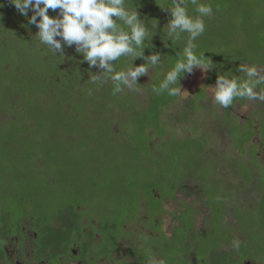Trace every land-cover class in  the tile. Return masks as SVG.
Instances as JSON below:
<instances>
[{
  "label": "rangeland",
  "instance_id": "obj_1",
  "mask_svg": "<svg viewBox=\"0 0 264 264\" xmlns=\"http://www.w3.org/2000/svg\"><path fill=\"white\" fill-rule=\"evenodd\" d=\"M150 1L156 4V14L160 17L154 13L151 14L155 17L157 26L164 21V18L170 19V13L166 9H161L157 4L162 0ZM53 11V16L59 15L58 10ZM188 12L189 15H193L191 4H189ZM152 22L154 20L149 22L150 25ZM204 22L206 26L209 21L204 18ZM205 32L207 33L206 30ZM163 35L153 39L156 41L155 43L170 41H162L165 39ZM182 35H186V33ZM202 37L205 39L207 34ZM155 43L152 51L159 50ZM20 44L24 43L20 41ZM35 45L34 43L33 46L35 47ZM183 45L182 39L172 42L174 49H180L184 47ZM65 49H69L71 54L76 52L74 46H64L63 50ZM51 54L48 51L46 58ZM149 54L151 53L145 55ZM68 58H64L67 64H69ZM255 66L263 72L259 64H255ZM163 68L157 70L159 71L158 77L161 76ZM153 69L149 70V76L142 75L138 78L142 83L139 87L127 88L133 92V101L139 106H145L151 95L149 86L157 74ZM98 71L95 69L94 74ZM209 73L208 71L206 74H202L196 68L192 74L182 75L179 84L182 91L175 97L173 103L166 106L160 117L165 135L159 137L155 130L149 128L148 149L151 153L143 154L142 152V157H131L135 156L137 150L130 149L129 144H111L109 146V144L102 143L104 140L97 134L92 135L91 138L84 137L81 128L75 121L72 124L68 121L70 120L69 114H65L61 118L52 117L54 127L64 128L71 125V128L61 135L45 133V141L40 145L41 155L34 158L35 164L32 160L29 161L32 156V142L22 137L23 143H16L20 137L14 136H12L13 145L1 142L0 154L4 155L9 152L5 157L0 155V163L6 162L0 168V212L5 211L11 217L6 222H10V219L16 221L21 218L19 220L22 226L21 231L28 234L27 236H31L30 232L34 226L30 227L28 219L23 218L30 211V206L37 205L41 208L39 214L46 219H51L50 225L55 224L60 220V217L66 216V219L70 220L71 226H76L72 228L73 232L78 231L82 226L92 235L98 229L107 230V235L104 233L102 241L97 243L86 242L85 238L80 239L85 236L84 234L80 237L77 235L78 242H83L81 244L84 245L81 251L84 253L86 251L89 253L100 252L102 257L96 260V264L102 262H107L104 264H136L137 252L130 249L136 248L137 244L141 248L148 245L153 246L152 239L147 235L151 236L155 232V230L145 228L147 224L142 214H148L149 223L150 214H155L153 208L163 206L162 208L167 213L162 210L160 216L156 215L154 220L156 224H159L161 231H165L167 235H171L177 221L180 222L181 219L183 220L181 226L184 229L192 227L195 222V226L200 228L199 230L211 227V232L219 230L230 236L229 243L225 242L226 246L240 239L242 242L238 243V247H235L239 259H242L245 254L256 252L257 254L251 255L250 259L253 258L255 264H264V146L262 149L261 145L256 147L259 144H257V136L255 138L253 134L254 138L242 146L234 147L235 139L242 134V131L238 129L239 126L242 125L243 133H248V135L250 130L258 128L259 119L251 118L252 114L249 112L252 109L260 110L261 102L245 100L242 104H239V101L234 103L232 109L239 119L237 122L232 121V126H230L231 119L225 118L223 108L213 99L212 85L216 80L211 85L205 86L204 91L201 90L200 94L198 93V88L203 87ZM195 95L201 97L198 101L200 108L190 118L184 114H189L191 111L188 107L191 98ZM69 107L67 105V108ZM124 115V112L116 111L111 122L112 130L117 133L116 137L121 141H125L126 137L130 135L118 123V118ZM1 116L5 117L3 114H0ZM99 117L101 120L105 119L104 116ZM96 119H98L97 113L91 109L89 122L85 121V126L91 127L94 123L92 120ZM11 127L12 124L2 127L1 130L7 132ZM189 128L191 133H189ZM25 130H32V128L25 125ZM212 131H214L213 135L210 134ZM54 132H57L56 129ZM190 135H192L191 141L212 139L213 143L208 142V146L204 148V154L199 157L191 151L188 155L183 151L176 155V149L178 151L180 146H176V149L171 148V140ZM240 140L245 141L246 136L242 135ZM180 141L182 142V140ZM181 142L178 143L183 146ZM206 154L209 155L205 157ZM146 155L147 157H145ZM208 164L212 165L211 169L202 168ZM10 178H12L13 185L8 186ZM199 182L202 184L200 185ZM151 192L156 193V197L152 196ZM253 200H256V203ZM23 205L24 209H22ZM74 207L79 208L74 210ZM208 210L210 211L209 215L207 214ZM139 211L141 215H139ZM170 212L178 214L175 217L177 221L170 215ZM136 214L138 217L134 221H126L124 224L126 232L123 237H119V252L114 251L113 239L118 231L113 229L112 223L125 221L128 217H136ZM188 217L192 222L190 225L186 222ZM237 221H242L245 225L248 223L244 231L237 230ZM190 230L193 231V228H189L188 232ZM14 237L20 238L19 232H16ZM189 237L191 238L187 243L188 249L204 242L200 234ZM98 238L97 236L96 240ZM90 240L92 239L90 238ZM106 243L109 248L105 246ZM78 246L79 244L71 246V249L74 250L73 254H77ZM32 248L33 245L29 244L25 250V260L32 258ZM222 250L232 251L225 246ZM109 251L117 262L109 261L111 256L105 258ZM214 252L213 260L219 255L217 250ZM195 255L200 258L203 256L197 250ZM233 257L237 256L233 255ZM16 259L22 263L23 258L17 257ZM51 259L53 260L54 256ZM152 259L153 263L159 260L156 255H153ZM190 259L193 260V258ZM62 260L57 264L83 263L81 259L63 258ZM180 261L186 264L185 257ZM193 262L199 264L198 258L195 257Z\"/></svg>",
  "mask_w": 264,
  "mask_h": 264
},
{
  "label": "trees",
  "instance_id": "obj_2",
  "mask_svg": "<svg viewBox=\"0 0 264 264\" xmlns=\"http://www.w3.org/2000/svg\"><path fill=\"white\" fill-rule=\"evenodd\" d=\"M200 2L210 3L213 8V15L205 17L209 21L206 24L207 28L205 27L207 33L204 32L197 38V47L195 51L198 56L203 53L205 55L203 58L206 61L210 59L214 66L212 70L209 71L210 73L206 77V82L203 84V87L198 88V93L200 94L201 90L204 91L205 86L214 83L217 74H225L228 78L246 79L245 74L237 70L239 64H259L264 72V0H200ZM127 3L136 7L140 18H144L143 20L146 26H150L149 22L153 21L155 18L151 14L154 13L158 16L156 14V4L152 3L150 0H127ZM53 12V9H49L48 15L53 16ZM31 14V11H29L28 15L30 16ZM192 14L193 16L197 15L193 5ZM168 20L169 18H164V21L160 25L163 27L164 24H167ZM160 25L157 26L155 34L149 41L152 46L156 42L154 41L156 37H161L160 35L163 34ZM37 31L38 29L36 26L30 24L28 17L22 16L15 9L14 5L10 3V0H0V114L5 115V117H0V143L3 142V144L6 145H13L14 141H12V136L20 137L16 143H23V138L32 142V156L29 158V161L32 160L35 164L34 158L41 155L39 151L42 150L40 149V145L45 141L44 134L52 133L61 135L68 132L69 128H71V125L64 128L54 127V119H52V117L61 118L63 115L69 114L70 120L68 121H70V124L75 121L77 126L81 128L84 137L91 138L92 135L97 134L99 138L104 140L102 143L109 144V146L111 144H129L130 149L133 150V148H135V150H137L135 156L132 155L131 157H142V152L143 154L147 152L151 153L148 149V129L152 128L155 130L159 137L165 135L164 128L160 123V117L166 106L171 102L173 103L176 97L169 96L167 92L157 95L153 93L151 89L153 86H158L166 70L174 66L178 59L177 54L182 52L183 47L174 49L172 46L173 41L170 40L167 42L159 43L158 41V43H155L159 49L157 51H152V47L144 48L143 51L145 54L154 51L159 52L164 68L161 69L163 72L159 77V71H157L159 68L153 69L157 74L154 76L149 86L151 95L145 103V106H139V104H135L133 101V92L129 91L127 88L122 92L114 93L111 81L93 83L92 77L96 68L89 67L87 62L83 60L82 54L77 52L71 54L69 49H65L62 53H52L53 55L51 54L50 57L46 58L48 55L47 46L41 45L37 40L35 36ZM204 34H207L205 39L202 37ZM186 38L187 34L182 35L183 46H185ZM20 41L24 44H20ZM34 43L36 44L35 47L33 46ZM67 57H69V64L65 63L66 60H64V58ZM132 63L133 66H135L144 63V61L137 58ZM128 64L129 58L122 57L120 60L114 62V67L119 71L126 68ZM46 73L47 75H45ZM181 77L178 80L179 84ZM138 83V85H134L133 89L142 84L139 79ZM261 90H264V85L258 86L257 91ZM200 99L201 97L196 95L192 97L188 107L191 111L189 114L184 115L190 118L193 117L200 108V105H198ZM245 100L247 99L237 98L234 100L232 106L228 108L222 107L225 118H228V120L231 119L230 126H232V121L237 122L239 119L232 109L234 103L239 101V104H242ZM67 105L70 107L67 108ZM91 109L96 111L98 119L92 120V122H94L93 125L88 127L85 126L84 122H89V111ZM116 111H122L125 114L118 118V123L121 124V128L124 127L126 132L130 133V135L126 134L128 137H126L127 139H125V141H121V139L117 138V133L111 128V122ZM249 113L252 114L250 115L251 118L259 119L258 128L252 131L250 130L248 135V133H243L242 125L239 126L238 129L242 131V134L235 139L237 143L234 142L235 140L233 141L234 147L242 146L251 140V138H256L257 136V144L259 145H256V147L261 145L260 148L262 149L264 146V102H261L260 110L252 109ZM99 116H104L105 119L101 120ZM23 123H26L25 125L31 127L32 130H25V125ZM241 123L239 121V124ZM10 124H12V127L7 130V132L1 130L2 127ZM47 125L53 128H49ZM55 129L57 132H54ZM189 133H191L190 128ZM210 134L213 135L214 131ZM253 134L254 137H252ZM211 135L210 137H212ZM242 135L246 136L245 141L240 140ZM191 136L192 135L174 139L171 138L172 140L169 139L171 140V148L176 149V146H180L178 151L176 149V155L182 151L188 155L191 151L199 157L204 154L203 151L205 146H208L207 143H213V141H211L212 139L208 141H202L203 139L191 141ZM70 138L72 139L73 137ZM238 139L239 141H237ZM180 140H182V142ZM178 142H181L183 146L179 145ZM60 150H62V148H60ZM257 150L259 149L257 148ZM8 154L9 152L0 155L5 157ZM208 155L209 154H206L205 157ZM145 157H147V155ZM4 164H6V162H1L0 168H2ZM202 168L209 170L212 168V165L208 164ZM236 172L238 173V170H236ZM199 183L200 185L202 184V182ZM7 185H13L12 178L9 179ZM151 194L155 197L157 195L154 192H151ZM24 205L22 209H24ZM40 209L41 208L37 205L30 206V211L26 213V217L23 216V219H28V221L34 223V229L38 233L41 231V223H43V228L46 227L45 230L47 229L49 235L52 236H49L50 239L58 238V234L61 231H57L60 227L56 228V223L50 225L52 222L51 219H46L44 216H41L39 214ZM207 214H210L209 210ZM137 215L138 214H136V217H128L125 221H114L112 223L113 229H115L116 232H120H117L115 235V241L113 239L114 250H116L119 245V237H123V234L126 232L124 231V224L126 221H134L135 218L138 217ZM9 218L11 217L8 213H5V211L0 212V227H3L6 231L10 228L18 229L19 220L21 218L16 221H11L10 219V222L7 223L6 221H8ZM154 218L155 216L151 213L150 224L148 223L147 226L155 230L154 234L158 232L162 237V231L159 228V224H156V221L153 220ZM181 221L183 220L181 219L180 222ZM186 222L189 225L192 223L189 217ZM236 225L237 230L244 231L248 223L245 225L242 221H237ZM210 228H208V232L213 233L215 239L208 236L209 242L206 241V243H203V247L215 246L217 245L216 242H222L226 237H228V239L230 238V236L223 234L219 230H213L211 232ZM188 230L189 228L184 229L183 227H179V230H176L177 234L174 233L172 235L173 238H169L167 235L163 236L161 244L164 246L165 251L163 249H161V251L167 255V259H159L158 262H155L156 264H184L180 261L181 258H184L181 255L180 247H182V240L185 239V237H181L179 232L185 234ZM107 232V230L98 229L93 235L91 233L89 235V238L92 239L90 243L102 241L103 234L105 233L107 235ZM40 234L41 233L38 235L40 236ZM95 234H98V240H96L97 236L94 237ZM69 235L70 233L67 235L65 233L64 238H62L61 243L65 245V248L70 244ZM190 235L191 234H189V236ZM147 237L149 236L147 235ZM237 241L238 243L242 242L240 239H237ZM50 244L53 243L50 242ZM105 246L109 248L107 243ZM136 247L135 252L140 253V250L142 251L139 260L143 263H148L150 260H153V251L150 250V247L141 248L138 244ZM130 250L133 251V249ZM98 253L90 252L91 258L89 259L86 254L84 259H88L90 264H94V261L99 255ZM200 253L203 255L204 263L207 264L239 263L238 254H235L234 250H232L231 253L227 251L219 252L215 260H213V256L210 257V254L201 248ZM250 253L251 254H245L242 259H250L251 255L257 254L256 252ZM233 255L237 257H233ZM251 262L253 263L255 260L252 258Z\"/></svg>",
  "mask_w": 264,
  "mask_h": 264
},
{
  "label": "clouds",
  "instance_id": "obj_3",
  "mask_svg": "<svg viewBox=\"0 0 264 264\" xmlns=\"http://www.w3.org/2000/svg\"><path fill=\"white\" fill-rule=\"evenodd\" d=\"M10 3L36 26L35 36L49 52L62 53L64 46H74L89 67L99 70L93 74L92 82L111 81L114 93L133 89L140 76H149V70L163 67L159 52L145 55L143 51L145 47H153L149 41L156 32L157 21L154 19L146 26L136 7L127 0H10ZM157 4L170 13L161 29L165 37L162 41H180L184 33L187 38L174 66L166 70L162 81L151 90L157 95L167 92L169 96H177L182 91L178 83L182 74L190 75L196 68L206 74L214 66L210 59L203 58V53L198 56L195 51L197 38L205 32L204 18L213 15V8L200 0H162ZM189 4L197 15H189ZM49 9L58 10L59 15L49 16ZM122 57L129 58V64L117 71L114 62ZM137 58L144 63L133 66ZM237 70L246 79L217 74L212 85L214 102L224 108L232 106L237 98L264 102V90L257 91L258 86L264 85V72L251 64H239ZM233 246L238 247V241Z\"/></svg>",
  "mask_w": 264,
  "mask_h": 264
},
{
  "label": "flooded vegetation",
  "instance_id": "obj_4",
  "mask_svg": "<svg viewBox=\"0 0 264 264\" xmlns=\"http://www.w3.org/2000/svg\"><path fill=\"white\" fill-rule=\"evenodd\" d=\"M253 202L256 203V200H253ZM162 207L163 206L153 208L154 209L153 212H155L154 216L157 215L159 217L162 212L167 213V211L165 209H163ZM76 208H79V207H76ZM76 208L74 207V210ZM158 208H160V209H158ZM158 212H160V213H158ZM170 213H171L170 215L177 221V219L175 217L178 216V214L175 212H170ZM139 215H141L140 212H139ZM142 216H143L144 221L148 225V214H144V215L142 214ZM28 223H29L30 227L34 226V223H32L31 221H28ZM181 224L183 225V221H181V222L177 221V224L174 226V229L172 230L170 236L167 235L165 233V231H162V237L158 232L155 234H152L151 236L148 235L152 239L153 246L148 245L146 247H150V250L153 251L152 254L156 255L157 259H162V258L167 259V255H165V253L161 251V249H163L165 251L164 246H162V244H161V241L163 240L164 235H167L169 238H173L172 235L174 233H176V231H175L176 229H178L179 227H182ZM147 225L145 226V228H149L150 230L153 231L152 227H149ZM41 226H42V228H41V231L39 232V233H41L40 236L38 235L39 233L35 229H32V228H31L32 231L30 232L31 236L30 235L27 236L28 234H25V233H23V231H21V229H22L21 223H19L18 229H15V228L11 229L10 228L9 230L6 231V230H4L3 227H0V264H20L21 261L17 260L16 259L17 257L23 258V260H22L23 264H57V263L62 262L63 258H67V259L73 258V259H78V260L81 259V261L83 262L82 264H90V261L88 259H84V257H86V254H87V257L90 259L91 254L86 253L88 251H86L85 253L83 251H81L84 248V245L81 244L83 242L80 243V242H78V239H77L82 234H84L85 236L83 238H80V239L83 240L85 238L84 240L86 242H91V240L89 238V235L91 233H89L85 228H83V226L78 231L73 232L72 228L76 227V226L75 225L71 226L70 220H67L66 216H62V217H60V220H58L56 222V228L60 227L57 232H59V231H61V232H59L58 238H53L52 240L50 239V237H52V236L49 235V231L47 229L45 230L46 227L43 228V223H41ZM189 228H193V231L190 230L189 234H191L193 236L200 234V237H202L204 239V242L196 244L194 246V248H192V249H188L187 243L189 242L191 237H189L188 232L185 234L179 232L181 237H187V238L182 240V247H180L181 255L183 257H185L186 264H195V262H193V260H195V257L198 258L199 264H206V263H204L205 261H203V257L200 258L197 255H195L196 250L198 252H200V248L207 251L208 254H210V257L213 256V254H215L214 250H217V252H222L223 251L222 248L224 246L234 250L235 254H237L236 248L233 246V244H231L230 246H226L225 242H228V237L225 238V240H224L225 242L224 241L216 242L217 245H215V246L203 247L202 246L203 243H206V241L209 242L208 236L215 239V235L213 233L208 232L209 229L201 228V230H199L200 228H196L195 222L193 223L192 227H189ZM64 231H65L66 235L70 233V235H69L70 244L66 248H65V245H63L61 243L62 238H64V236H65ZM143 231L145 233V230H143ZM16 232H19L20 238L14 237ZM77 235H79V237H77ZM96 236H98V234L94 235V237H96ZM50 242L53 244H50ZM94 243H96V241H94ZM29 244L33 245L32 252H31L32 258L25 260L24 259L26 257L25 250H27V247L29 246ZM75 244H79L77 254H73L74 250L71 249V246L75 245ZM136 248H132L133 252H135ZM118 249L119 248L117 246L116 252H119ZM109 252L107 254V257H105V258H108L111 256L109 258V261L114 262V263L117 262V261H115V258L112 257V255H111L112 253L110 252V254H109ZM98 254L99 255H98L97 259L99 257H102L100 255V252ZM141 254H142L141 250H140V253H138V252L136 253V255H137V259L135 260L136 264H155L152 262L153 260H150L148 263H143L141 260H139L141 257ZM164 255H165V257H164ZM52 256H54L53 260L51 259ZM146 257H147V255H146ZM190 258H193V260H191ZM96 260L94 261V264H96L95 263ZM238 260H239L238 264H255V262H253V263L251 262V259H248V260L238 259ZM66 261H69V260H66ZM104 263H107V262H102L99 264H104Z\"/></svg>",
  "mask_w": 264,
  "mask_h": 264
}]
</instances>
